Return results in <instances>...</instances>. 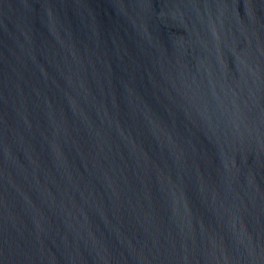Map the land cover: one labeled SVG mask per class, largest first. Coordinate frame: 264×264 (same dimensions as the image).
I'll return each mask as SVG.
<instances>
[{"label": "water", "instance_id": "95a60500", "mask_svg": "<svg viewBox=\"0 0 264 264\" xmlns=\"http://www.w3.org/2000/svg\"><path fill=\"white\" fill-rule=\"evenodd\" d=\"M0 264H264V0H0Z\"/></svg>", "mask_w": 264, "mask_h": 264}]
</instances>
